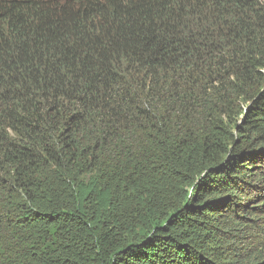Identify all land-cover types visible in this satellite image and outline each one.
<instances>
[{
	"label": "trees",
	"instance_id": "16d2710c",
	"mask_svg": "<svg viewBox=\"0 0 264 264\" xmlns=\"http://www.w3.org/2000/svg\"><path fill=\"white\" fill-rule=\"evenodd\" d=\"M0 264H264V0H0Z\"/></svg>",
	"mask_w": 264,
	"mask_h": 264
}]
</instances>
